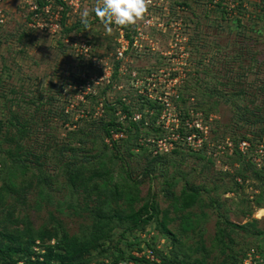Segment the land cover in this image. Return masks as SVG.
Returning <instances> with one entry per match:
<instances>
[{
	"label": "trees",
	"instance_id": "16d2710c",
	"mask_svg": "<svg viewBox=\"0 0 264 264\" xmlns=\"http://www.w3.org/2000/svg\"><path fill=\"white\" fill-rule=\"evenodd\" d=\"M43 1L38 0L39 3ZM237 1L242 4V0ZM254 5L259 8V14H254V17H264L262 0ZM216 8L225 15V7L220 2ZM69 12H61L60 22L64 26ZM231 22L240 24V19L236 16L231 18ZM77 27L75 23L64 31L77 30ZM26 31L23 30L24 35ZM243 71H249V67ZM196 75L185 82L184 93L180 92V105L193 99L194 110H201L207 115L213 110L212 98H218L233 107L231 128L249 131L236 137V140L232 139L234 150L230 155L225 154L234 156L237 164L231 170H223L222 174L227 175L233 185L224 188L222 193L225 195L237 189H246L256 182L260 189L251 201L256 208H264V170L257 168L236 148L237 142L242 139L248 140L251 147L255 146L254 142L264 144V98L260 106L254 105V98H249L244 88L225 93L216 88L212 74L205 81ZM191 91L195 93L191 94ZM261 91L264 96V85L259 87ZM11 92L14 93V90ZM3 94L0 89V264H91L93 261L102 264L104 260L107 264H241L250 248L245 252L235 251L236 239L233 235L259 237L264 234V227L257 228L258 220L250 217L243 224L234 223L226 217V213L220 212L218 200H205L206 186L195 183L193 178L188 179L189 174L180 170L186 157L181 153L184 152L183 147L152 156L148 148L139 146L137 140L141 134L160 135L161 131L152 125L139 127L130 120L126 123L118 121L115 116L117 110L127 113V116L133 112L130 102L127 104L120 99L108 103L103 99L100 115L84 117L74 124V128L66 129V142L54 140L51 143L47 138L48 143L43 142L39 151L34 153L33 147L24 143L29 141L32 119L7 109L8 115L5 116V109H1ZM59 97L60 90L55 91L36 107L59 102ZM87 97L94 96L89 94ZM138 101L136 111H141L146 105L154 106L148 100ZM70 111L63 107L57 112L64 125L69 123ZM182 112L187 114L183 107ZM119 129H124L126 138L120 143L108 145L105 139L110 131ZM188 153L200 158L202 151ZM138 157L142 158V165L136 160ZM132 159L136 162L134 170L138 172L135 177L130 167ZM169 167L174 170L169 172ZM59 176L63 178V184L57 182ZM159 178H163L159 192H154L149 186L146 194L140 195L139 187L144 181L148 180L151 184ZM54 184L57 189L66 190L67 205L72 214L81 220L77 231L72 234L65 222L49 210L48 222L33 227V222L22 208L33 193L50 201V193L55 191ZM179 184L181 187L176 192ZM159 193L171 207L173 217L168 216V210H159L156 202ZM211 206L218 212L219 219L215 222L211 244L207 246L202 238V226L206 217L204 209ZM194 207L198 211H194ZM15 209L19 213L16 214ZM152 223L167 238L169 248L166 251L156 250L155 246L146 243L144 247L152 250L154 259L136 257L135 253L142 252L143 246L129 242L127 235L141 233ZM167 225L172 226L168 228ZM254 250L264 253V248L259 246Z\"/></svg>",
	"mask_w": 264,
	"mask_h": 264
},
{
	"label": "rangeland",
	"instance_id": "374dc122",
	"mask_svg": "<svg viewBox=\"0 0 264 264\" xmlns=\"http://www.w3.org/2000/svg\"><path fill=\"white\" fill-rule=\"evenodd\" d=\"M259 1L261 0H242V4H239L237 0H146L147 10L143 18L123 29L133 37L139 48L138 51L135 48L128 51L132 59L129 69L134 70L139 78L153 74L150 76L151 80L147 81L150 84L158 82L161 74L169 73L171 77L184 76V84L179 86V93H184L185 82L195 78V74L203 81L212 74L218 90L232 93L240 87L244 88L249 93V98H254V105L260 106L264 98L263 92H259V87L264 85V17H254V14H259V8L254 4ZM219 2L225 7V15L216 8ZM100 3L101 0H79V8L76 11L70 10L65 26L59 18L53 16L52 20L58 25L55 32L37 29L42 26L29 27L33 17L15 13L8 12L6 21L1 23L0 89L1 95L4 93V97H1V109H5V116L8 115L7 110H11L32 119L29 141L24 143L30 144L34 153L39 151L43 142H66V129L74 128V124L84 117L95 116L103 99L108 103H115L125 98L131 103L132 111H136V102L139 103L136 96L138 89L131 84L126 74L118 73V63L112 56L118 36L117 28L122 27L111 24V31L105 30L104 24L92 13V9ZM262 4L264 5V0ZM84 9L90 13V27L87 31L81 26L79 18L80 11ZM236 16L240 19V24L231 22V18ZM146 20L148 24L144 25ZM75 23L78 24L77 30L64 31ZM28 29L33 31L27 32ZM98 62L99 66L106 62L110 70L108 74L107 69V72H103L104 66L98 67ZM246 67H249V71L244 72ZM209 84L213 86L210 82ZM11 90H14V93ZM59 90V102L36 107L40 101L46 100V96H52ZM194 93L191 91V94ZM89 94L94 97H87ZM187 95L185 97H188ZM211 101L213 110L209 114L206 115L201 110H197V113L201 114L202 122L207 123L212 143L209 148L215 152V145L224 138L236 140V137L249 131L231 128V105L214 97ZM194 105L193 99L182 105L188 116L189 110H193L192 114H195ZM63 107L71 110L68 112L67 125L57 116V112ZM147 107L143 106L142 109ZM47 138L49 140H46ZM260 144L254 142L256 151ZM256 147L250 148L255 150ZM182 151L186 157L180 165V170L189 174L188 179L193 178L195 183L206 186L207 190L203 195L206 201L208 198L218 200L221 204L220 212L226 213V217L234 223L243 224L253 218L258 220V229L264 227V208H256L251 201L260 189L258 183L225 195L222 193L224 188L233 185L232 180L222 173L225 166L228 170L236 167L234 156L228 157L224 153L211 156L204 151L198 158L186 149ZM247 157L255 166L264 163V160L258 161L260 157L256 158L255 162L252 161V156ZM136 160L142 165L141 157ZM134 166L136 162L132 159L130 167L134 173L133 177L138 175ZM173 167H169V172L174 170ZM162 181L163 178L156 179L151 184L148 180L144 181L139 187L140 195L144 196L149 186L154 192H159ZM57 182L63 184V178L59 176ZM180 187L181 184L175 191L178 192ZM54 189L55 191L50 193V201L33 193L28 196L26 205H22V208L33 222V227L48 222L49 210L65 222L68 232L72 234L77 231L81 220L76 214H72L68 207L66 190L57 189L56 184ZM156 202L160 211L168 210V216H174L161 193L156 197ZM193 210L198 211L197 207ZM259 210H263L262 215L258 213ZM14 212L19 213L17 209ZM204 212L206 217L202 226V238L205 244L210 246L215 222L219 217L212 206L205 208ZM155 226V223H152L141 233L127 235L129 242L143 246L142 252L135 253L138 254L136 257L148 255L145 251L150 249L144 247L146 243L155 246L156 250L166 251L169 248L167 238ZM167 226L170 228L172 225ZM233 236L236 239L235 251L245 252L249 248L254 250L256 246L264 248V234L259 237L242 234ZM101 262L107 264V260ZM91 264L99 262L93 261Z\"/></svg>",
	"mask_w": 264,
	"mask_h": 264
},
{
	"label": "built area",
	"instance_id": "2783aa9c",
	"mask_svg": "<svg viewBox=\"0 0 264 264\" xmlns=\"http://www.w3.org/2000/svg\"><path fill=\"white\" fill-rule=\"evenodd\" d=\"M79 8V0H44L39 3L38 0H0V25L4 23L7 18V14L15 13L24 17L31 16L32 24H28L29 27L42 26L37 28L43 32H55L58 25L52 20L54 16L56 19L61 17L63 10L76 11ZM39 20L40 22H38ZM31 21V20H29ZM148 24L146 20L144 25ZM118 36L116 38L115 47L112 52L113 59L118 63L117 71L123 75H127L131 80V84L135 85L137 90L136 96L141 102L148 100L151 101L154 106L147 107L141 111H135L127 116V113L117 110L115 116L121 123H126L128 120L137 123L139 127H150L151 125L161 131L160 135L150 134L141 136L137 140V144L141 147L148 148L152 156L167 154L173 151L178 146L192 152H204L207 151L211 156L218 153L231 154L234 150V141L224 138L222 142L215 145V152L209 147L212 143L209 139V130L206 122H202L201 114L198 111L189 110L187 114H183L182 106L179 102V86L184 84V76L171 77L169 73L161 74L158 78V82H147L151 80L153 74H149V77L139 78L134 70H130L129 67L132 63L131 56L128 54L130 48H135L137 44L134 43V39L131 35L127 34L123 28H117ZM104 66V68H103ZM98 67L103 68L105 73H109V67L107 68L106 62ZM130 73V74H128ZM159 75V74H158ZM126 101L125 98H122ZM99 112L95 115L102 113V104L99 103ZM126 138L124 129L117 131L111 130L109 136L105 139L108 145L112 142H120V140ZM251 144L248 140L242 139L237 142V150L242 156H252V161L258 158V161L264 160V144L261 143L258 146V150H252L250 153ZM258 163V162H257ZM258 166V167H257ZM257 168L264 170V163L256 164ZM225 169L227 167L225 166ZM146 258L153 260L154 256L152 251H145ZM138 255V254H135ZM264 262V253L259 254L255 250L248 251L241 264H261Z\"/></svg>",
	"mask_w": 264,
	"mask_h": 264
},
{
	"label": "clouds",
	"instance_id": "9594fccd",
	"mask_svg": "<svg viewBox=\"0 0 264 264\" xmlns=\"http://www.w3.org/2000/svg\"><path fill=\"white\" fill-rule=\"evenodd\" d=\"M147 10L146 0H101L99 6L92 9V13L104 24L105 30L111 31V24L129 26L143 18ZM89 11L81 10L80 24L87 31Z\"/></svg>",
	"mask_w": 264,
	"mask_h": 264
},
{
	"label": "bare ground",
	"instance_id": "6f19581e",
	"mask_svg": "<svg viewBox=\"0 0 264 264\" xmlns=\"http://www.w3.org/2000/svg\"><path fill=\"white\" fill-rule=\"evenodd\" d=\"M262 212H263V210H259V211H258V213H259L260 215H262Z\"/></svg>",
	"mask_w": 264,
	"mask_h": 264
}]
</instances>
